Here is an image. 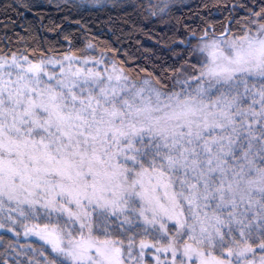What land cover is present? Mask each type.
Instances as JSON below:
<instances>
[{
	"label": "snow or ice",
	"instance_id": "obj_1",
	"mask_svg": "<svg viewBox=\"0 0 264 264\" xmlns=\"http://www.w3.org/2000/svg\"><path fill=\"white\" fill-rule=\"evenodd\" d=\"M240 7L159 77L0 55V264H264V0Z\"/></svg>",
	"mask_w": 264,
	"mask_h": 264
},
{
	"label": "trees",
	"instance_id": "obj_2",
	"mask_svg": "<svg viewBox=\"0 0 264 264\" xmlns=\"http://www.w3.org/2000/svg\"><path fill=\"white\" fill-rule=\"evenodd\" d=\"M0 2L17 5L7 10L0 8V55L24 54L30 60L38 61L60 58L64 54L80 58H98L103 54L133 76L139 73L143 77L145 72H151L159 77L165 69L172 73L181 64L189 62L186 47L192 35L199 37L207 26L218 29L216 35L227 25L232 26L233 32L237 31L236 21L248 14L240 5L254 6L259 0H167L169 12L162 19L146 18L141 14L142 10H133L129 6L133 2L148 4L149 0ZM163 2L151 0L153 4ZM20 4L24 7H19ZM191 43L194 46L196 41ZM0 229V244L15 240L11 233ZM169 229L170 234L175 231L171 224ZM138 232L139 229H134L117 238H123L127 246V236H134L138 245L141 239ZM33 241L30 239L29 242ZM20 243H24L23 237ZM153 252L154 249H145L144 253ZM133 257L139 258L137 247L133 248ZM143 260L152 264L147 255Z\"/></svg>",
	"mask_w": 264,
	"mask_h": 264
},
{
	"label": "rangeland",
	"instance_id": "obj_3",
	"mask_svg": "<svg viewBox=\"0 0 264 264\" xmlns=\"http://www.w3.org/2000/svg\"><path fill=\"white\" fill-rule=\"evenodd\" d=\"M64 55H68V54H64ZM64 55H62L60 58H62ZM101 56H103V58L106 60V61H112V60H108L107 59V57L105 56V55H103V54H100L99 56H98V58L99 57H101ZM78 58H80V57H78ZM89 58V57H88ZM55 59H59V58H55ZM94 59V58H93ZM112 62H114V61H112ZM1 230V229H0ZM31 239H34V238H31ZM156 253H155V250H154V252L153 253H144V255H147V256H149V258L152 260V264H155V262L153 261V259H152V257L155 255ZM163 256H164V254L163 253H161L160 254V257H161V259H163ZM171 257H170V255H169V259H170ZM143 264H147L144 260H143Z\"/></svg>",
	"mask_w": 264,
	"mask_h": 264
}]
</instances>
